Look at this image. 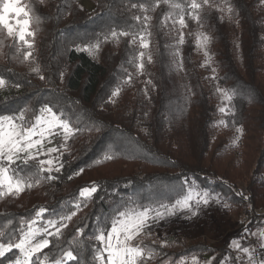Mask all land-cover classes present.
Masks as SVG:
<instances>
[{"label": "trees", "instance_id": "trees-1", "mask_svg": "<svg viewBox=\"0 0 264 264\" xmlns=\"http://www.w3.org/2000/svg\"><path fill=\"white\" fill-rule=\"evenodd\" d=\"M22 1L33 7L40 22L32 24L36 34L28 38L34 44L29 60H23L12 39L0 34V78L8 84L0 91V116H19L26 110V119L34 122L47 105L80 131L58 152L56 166L63 167L50 173L55 179H44L48 173H41L39 185L0 197V230L26 227L22 221L34 219L40 208L48 210L40 224L76 211L64 221L67 227L58 240L46 237L50 245L38 255L59 257L62 250H73L81 264H94L92 251L99 245L89 237L105 218L131 202L157 207L174 202L186 180L216 194L227 214L239 217L249 205L251 222L257 219L264 211L262 0H211L213 6L203 8L199 23L185 15L183 29L171 19L162 26L165 14L175 17L179 10L166 4L153 9L155 0H93L92 9L79 0ZM145 16L150 19L144 21ZM195 26L210 39L207 64L197 53ZM113 30L146 36L151 62L142 71L136 67L144 50L139 40L114 39ZM97 42L99 49L90 52ZM216 87L232 93L233 108L226 113L219 111L225 101ZM237 127L243 132L235 151L230 134ZM106 153L113 158L104 160ZM11 167L25 169L21 161ZM241 180L247 181L244 189ZM93 184L98 191L76 210L80 189ZM250 224L229 221L227 233L210 241L203 220L171 222L169 242L153 236L145 242L156 252L148 264H174L182 255H210L211 264H222L225 258L239 264L231 245L248 236ZM16 255L13 249L0 257V264Z\"/></svg>", "mask_w": 264, "mask_h": 264}, {"label": "snow or ice", "instance_id": "snow-or-ice-1", "mask_svg": "<svg viewBox=\"0 0 264 264\" xmlns=\"http://www.w3.org/2000/svg\"><path fill=\"white\" fill-rule=\"evenodd\" d=\"M160 4H166L170 9L179 10L175 17L172 16V13L165 14L161 21L162 26L171 19L173 26L178 23L181 29L187 27L185 15L199 23L201 21L200 12L203 8L213 6L211 0H188L186 4L176 2V0H155L151 7L154 9ZM132 7L148 10L144 4H133ZM186 9H190V11L186 12ZM218 10L224 11V9ZM227 11L232 12L231 6L227 7ZM135 19L139 21L141 17L137 16ZM143 19L148 21L150 17L145 16ZM39 22L40 17L35 15L33 7L22 3V0H0V34H3L6 39L14 41L16 51L21 52L23 60H29L32 57L31 49L34 44L28 38L34 39L36 33L32 29V24ZM110 35L117 40L120 36H131L132 43L135 44L138 39L141 49L149 48V42L145 35L129 32L117 33L114 30ZM146 35L150 36L151 33L146 32ZM107 39L108 37L105 36V40ZM208 41L207 35L197 34L198 46L206 48ZM183 42V32H180L179 43L183 44ZM99 47L100 43L97 42L92 46V49L98 50ZM204 55L210 60L206 50ZM145 56L144 51L138 53L139 63L136 64V67L139 71L144 69ZM147 60L149 63L151 62V55L147 56ZM33 71L39 72V69L34 68ZM213 71L215 70L213 69ZM130 80L131 76H129ZM5 84L6 81L0 78V87H4ZM217 91L220 92L223 100H232V93L229 90L218 88ZM118 92L119 89L113 95H117ZM25 111H21L19 116H0V197L18 195L26 188L39 185L41 173H48L43 177L44 179H55L50 173L53 170L59 172L63 164L56 166L58 157L40 159V156H50L60 152L61 148L67 147L66 142L80 131L78 128H73L70 121L63 118L62 113L58 114L47 105L40 109L39 115L34 116V122L26 119ZM219 111L226 113L229 109L225 105L220 107ZM220 123L223 124L224 121L222 120ZM236 131L242 133L243 129L237 128ZM57 136H62L63 143H59V147L50 146ZM239 139L240 137L237 136L233 143ZM112 158V155L106 153L103 159L110 160ZM17 161H21L25 165V169L12 168L11 166ZM99 162L97 161V163ZM81 171L83 170L81 169ZM97 191L98 188L95 184L91 187L81 188L75 209L79 210L81 203L86 206L88 200ZM210 199L212 198L208 192L197 190L193 182L186 180L179 187L175 201L169 204L159 203L157 207L151 204L142 205L131 202V206L122 205L110 217L105 218L103 225H98L96 231L89 237L99 245L92 251L94 264H148V261L156 256L154 249L143 244V238L150 235L151 226L176 215L178 211L196 216L201 205H208ZM224 206L228 207L227 204ZM47 211L46 208H40L36 211L34 219L22 221L26 227L14 231L0 230V257H5L6 253L12 252L13 249L18 252L15 259H9L8 264H68L69 261L81 264L73 250H62V255L59 257H49L45 254L41 258L38 255L50 245V241L46 237L54 236L58 240L62 235L61 229L67 227L64 221H70L76 215V211H71L70 214L62 215L58 219H48L46 223L40 224L39 221ZM49 228H54L55 232L49 231ZM77 234L82 235L83 230L77 229ZM260 236L264 237V232H261ZM38 237L42 238L38 239ZM231 246L247 254L249 264H253L252 253L254 250L242 247L235 240ZM261 247L264 248V243H261ZM192 264H198L195 256L192 257ZM260 264H264V260Z\"/></svg>", "mask_w": 264, "mask_h": 264}, {"label": "rangeland", "instance_id": "rangeland-1", "mask_svg": "<svg viewBox=\"0 0 264 264\" xmlns=\"http://www.w3.org/2000/svg\"><path fill=\"white\" fill-rule=\"evenodd\" d=\"M79 1L82 6L87 7L89 9H92L94 7L93 0H79ZM195 31L197 34L202 33L204 35H207L199 26H195ZM209 46H210V39L206 45V48L198 46V43H197V53L202 58H204V61L206 64L209 63L210 60L208 59V57L204 55V53L206 50L210 57ZM143 51L146 53V56L143 62L146 63L148 62L147 56L150 55V52L148 49H144ZM90 52L93 53V49H90ZM7 87H8V84L6 83L4 87H0V91L7 89ZM215 89L217 91L218 87H216ZM218 94L222 98L220 92H218ZM224 101L228 109L233 108V106L231 105V101H226V100ZM237 128H240V127H237ZM236 129H234V131L230 134V140H231L230 142L233 147V150L238 151V148L241 143L242 133H238ZM237 136H239L240 139L236 143H233V141L235 140ZM62 141H63L62 136H57V139L54 140L53 144L50 146L58 147L59 143ZM57 154L59 153L57 152V153L51 154L50 156H40V157L42 159H49V158L57 157ZM246 184H247L246 180L244 181L241 180L239 183V186L242 189H244L246 187ZM196 187H197V190L206 191L210 194L212 199L209 200L208 205H201V208L196 216H191L190 213L178 211L176 215H173L172 217H169L166 220H162L158 223L153 224L150 229V235L143 238V244L146 245L145 242L151 236L155 237V239L162 240L164 244L169 242L171 240L172 234L169 231L170 227L168 228V224H170L171 222H177V221L194 222L196 220H203L206 226L205 235L210 241H217V239H219L220 237H222L223 235L227 233L228 227L226 225L229 223V221H232L233 223L242 222L243 225H247L248 223H251L248 226L249 227L248 236H246L245 238L237 239L235 241H238L242 247H248L250 250H254L252 253L253 264H260V262L264 260V248L261 247V243H264V237L260 236V233L264 232V227H263L264 217L262 218V216H264V213H263L264 211H260V214L256 215L257 219L254 222H251V217H250L251 212L250 213L247 212V210L251 211L249 205H247V210H243V209L241 210L239 217L233 212L227 214L226 212H224L222 203L218 199L216 194H213L207 191L206 189H202L198 186ZM222 222H224L225 227H223ZM225 229L227 230L225 231ZM39 238L40 237H38V239ZM168 248L167 249L170 253L174 252L173 247H168ZM233 249L236 253L239 264H249V257L247 254L236 250L234 247ZM193 256L194 255H191V256L182 255L178 260L174 262V264H181L182 261H183V264H192ZM195 257L198 261V264H211L212 256L210 255H207L204 258H201L199 256H195ZM164 264H171V263H168V260H167ZM222 264H231V262L228 258H225L222 261Z\"/></svg>", "mask_w": 264, "mask_h": 264}]
</instances>
